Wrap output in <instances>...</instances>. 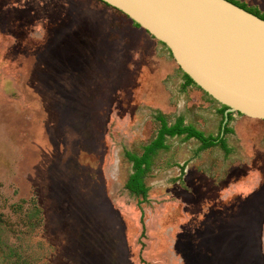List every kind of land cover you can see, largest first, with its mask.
I'll list each match as a JSON object with an SVG mask.
<instances>
[{
	"label": "rangeland",
	"instance_id": "1",
	"mask_svg": "<svg viewBox=\"0 0 264 264\" xmlns=\"http://www.w3.org/2000/svg\"><path fill=\"white\" fill-rule=\"evenodd\" d=\"M222 110L99 0H0V264H264V121ZM157 115L226 147L166 136L141 200Z\"/></svg>",
	"mask_w": 264,
	"mask_h": 264
},
{
	"label": "water",
	"instance_id": "2",
	"mask_svg": "<svg viewBox=\"0 0 264 264\" xmlns=\"http://www.w3.org/2000/svg\"><path fill=\"white\" fill-rule=\"evenodd\" d=\"M163 44L225 112L264 121V19L229 0H100Z\"/></svg>",
	"mask_w": 264,
	"mask_h": 264
},
{
	"label": "trees",
	"instance_id": "3",
	"mask_svg": "<svg viewBox=\"0 0 264 264\" xmlns=\"http://www.w3.org/2000/svg\"><path fill=\"white\" fill-rule=\"evenodd\" d=\"M229 1L238 5L241 8H244L242 5H239L232 0H229ZM245 10L252 12L248 9H245ZM252 13L257 15L261 19H264L263 15H258L255 12H252ZM134 25L137 26V24H134ZM181 73H182V77L184 79L185 84L195 85L187 77L186 74H184L183 72ZM221 107L225 108L224 105H221ZM157 119L159 120V127L156 131V134L152 138V140H150L147 144L143 145L141 153L140 154H135V153H130V152L125 153V157L127 158V160L131 162V171L127 175V178L124 182V187L128 190L130 194L134 196H140L141 200H144L146 197L147 186L144 184L143 178L146 172L149 170L150 158L154 155L157 149L166 147L164 144V139L166 136L183 135L184 138L192 137L199 142V149H204L209 146L216 145V144L220 145L224 149L226 147L224 139L221 136V133L229 131V128H223L222 126L223 129H221L220 133L217 134L216 136H212V135H204L200 130L194 128L190 124H184L180 116H178L170 124H167L161 115H157ZM228 119H229V114H227V116L224 117V120H222V124Z\"/></svg>",
	"mask_w": 264,
	"mask_h": 264
},
{
	"label": "flooded vegetation",
	"instance_id": "4",
	"mask_svg": "<svg viewBox=\"0 0 264 264\" xmlns=\"http://www.w3.org/2000/svg\"><path fill=\"white\" fill-rule=\"evenodd\" d=\"M233 1V0H232ZM251 11V10H250ZM231 113L232 112H225V108H223V110H222V117H223V120H224V117H226L227 116V114H229V115H231ZM237 113V112H236ZM199 213V212H198ZM201 215L203 216L204 214L203 213H201Z\"/></svg>",
	"mask_w": 264,
	"mask_h": 264
}]
</instances>
